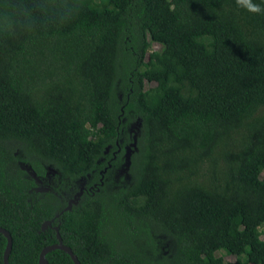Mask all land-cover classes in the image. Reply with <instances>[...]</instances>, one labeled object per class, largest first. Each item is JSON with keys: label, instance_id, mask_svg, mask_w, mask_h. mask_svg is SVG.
<instances>
[{"label": "trees", "instance_id": "trees-1", "mask_svg": "<svg viewBox=\"0 0 264 264\" xmlns=\"http://www.w3.org/2000/svg\"><path fill=\"white\" fill-rule=\"evenodd\" d=\"M251 3L0 0L10 264H39L58 233L81 264H264V0ZM51 172L66 189L38 191ZM6 246L0 233V264Z\"/></svg>", "mask_w": 264, "mask_h": 264}, {"label": "rangeland", "instance_id": "rangeland-1", "mask_svg": "<svg viewBox=\"0 0 264 264\" xmlns=\"http://www.w3.org/2000/svg\"><path fill=\"white\" fill-rule=\"evenodd\" d=\"M161 45L160 44H157L155 43L152 47V50L154 51H159L161 50ZM155 86V83H147L146 84V88H150V87H153ZM141 126L136 124V123H133L130 127H129V138L130 140L133 139L135 140L141 133ZM135 143H129V145L127 146L126 148V155H125V162L123 164V166L121 167V169L117 172L116 174V177H121V176H126L127 180L129 178V175H128V171H129V166L131 164V159H130V155L132 154V148L134 147ZM55 172H51L48 176V178L46 180H42V179H39L41 181V184H42V190H48V188H54L58 185V187L62 188V189H66V183L64 181H60L59 183H57V179L55 177V175L53 174ZM69 199V198H68ZM220 256H223L224 257V260L226 262H231V263H235L237 258L235 256H229L225 253H219Z\"/></svg>", "mask_w": 264, "mask_h": 264}, {"label": "water", "instance_id": "water-1", "mask_svg": "<svg viewBox=\"0 0 264 264\" xmlns=\"http://www.w3.org/2000/svg\"><path fill=\"white\" fill-rule=\"evenodd\" d=\"M83 189L78 193V195L75 197V199H72L69 204L68 207H66V210H71L73 204L77 205L78 204V198L82 195ZM52 221H46L43 223L42 225V229L46 230L48 228V226H51ZM56 230L59 231V227H56ZM0 233L3 234L6 238H7V246L4 252V264H10L9 262V256L12 250V245H13V238L12 235L10 234V232H8L6 229L0 227ZM58 240L59 242L56 244H52L49 246H46L40 253V259H39V264H48V260H47V255L49 253H51L52 251L55 250H62L64 252H66L67 254L70 255V257L72 258L74 264H81L79 258L77 257V255L73 252V250L65 245L63 243V240L61 238V235L58 233Z\"/></svg>", "mask_w": 264, "mask_h": 264}, {"label": "flooded vegetation", "instance_id": "flooded-vegetation-1", "mask_svg": "<svg viewBox=\"0 0 264 264\" xmlns=\"http://www.w3.org/2000/svg\"><path fill=\"white\" fill-rule=\"evenodd\" d=\"M103 172H106V170H104ZM103 172H102V174H103ZM89 179H90V177L88 178V179H85V180H82L81 181V183H80V187H79V191L78 192H76L75 193V195L73 196V198H69L68 199V201H67V203L69 204V202L72 200V199H75V197L78 195V193L83 189V193H82V195L78 198V203H79V199L83 196V194L85 193V192H88L89 190L90 191H94V189L97 187V185H94V186H90L89 188L87 187L88 186V181H89ZM38 182H39V184H40V187L38 188V191H48V190H53L54 188H48V190H42V184H41V181L40 180H38ZM60 182V181H59ZM59 182H57V183H59ZM56 188H57V190L58 189H61L62 190V188H60V187H58V185L56 186ZM59 193V192H58ZM62 195V194H61ZM60 195V196H61ZM62 198H64L65 196L63 195V196H61ZM74 205V204H73ZM65 211V210H64ZM61 213H63V212H61ZM60 216V214H58V215H56V218H58ZM47 221H52L53 222V220H47ZM52 225V224H51ZM48 227H50V226H48Z\"/></svg>", "mask_w": 264, "mask_h": 264}, {"label": "clouds", "instance_id": "clouds-1", "mask_svg": "<svg viewBox=\"0 0 264 264\" xmlns=\"http://www.w3.org/2000/svg\"><path fill=\"white\" fill-rule=\"evenodd\" d=\"M237 4L243 5L251 12H259L261 10L258 5L251 3V0H237Z\"/></svg>", "mask_w": 264, "mask_h": 264}]
</instances>
